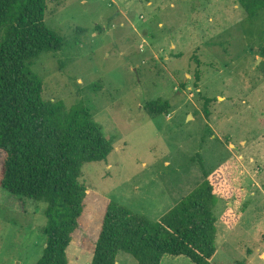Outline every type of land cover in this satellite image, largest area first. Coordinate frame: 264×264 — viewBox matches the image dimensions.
Segmentation results:
<instances>
[{
    "label": "rangeland",
    "instance_id": "374dc122",
    "mask_svg": "<svg viewBox=\"0 0 264 264\" xmlns=\"http://www.w3.org/2000/svg\"><path fill=\"white\" fill-rule=\"evenodd\" d=\"M45 22L66 43L32 66L44 99L85 107L114 140L106 161L83 167L87 208L69 264H91L85 240L96 241L109 200L157 220L228 161L242 198L215 208L214 264H264V9L251 18L240 0H47ZM157 99L172 107L151 117ZM46 208L0 187V264L38 262ZM117 264L139 263L120 252Z\"/></svg>",
    "mask_w": 264,
    "mask_h": 264
},
{
    "label": "trees",
    "instance_id": "16d2710c",
    "mask_svg": "<svg viewBox=\"0 0 264 264\" xmlns=\"http://www.w3.org/2000/svg\"><path fill=\"white\" fill-rule=\"evenodd\" d=\"M240 1L251 18L264 9V0ZM46 9L47 0H0V187L47 204V242L36 264H69L68 248L87 208L83 167L106 161L114 140L85 107L66 111L61 101L44 99L43 80L32 66L41 53L66 43L46 24ZM200 79L197 72L196 85ZM171 107L157 99L147 104V111L156 117ZM237 169L228 161L213 172L205 170V179L157 220L109 200L96 241L88 246L85 240L91 264H117L120 252L139 264H162L165 255L214 264L215 208L219 200L241 202Z\"/></svg>",
    "mask_w": 264,
    "mask_h": 264
},
{
    "label": "crops",
    "instance_id": "0c3cea01",
    "mask_svg": "<svg viewBox=\"0 0 264 264\" xmlns=\"http://www.w3.org/2000/svg\"><path fill=\"white\" fill-rule=\"evenodd\" d=\"M166 256H167V255H165V256H164V258H163V261H164V259H166V258H167Z\"/></svg>",
    "mask_w": 264,
    "mask_h": 264
}]
</instances>
